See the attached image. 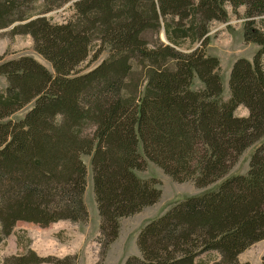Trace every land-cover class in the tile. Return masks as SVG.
I'll return each instance as SVG.
<instances>
[{
  "label": "trees",
  "instance_id": "obj_1",
  "mask_svg": "<svg viewBox=\"0 0 264 264\" xmlns=\"http://www.w3.org/2000/svg\"><path fill=\"white\" fill-rule=\"evenodd\" d=\"M227 3L235 13L247 6L244 38L260 49L253 61H235L225 100L220 60L205 47L212 21L228 20ZM19 4L0 0V28L17 23L13 32L30 34L53 70L27 55L0 58L8 82L0 90V244L16 221H88L83 155H90L99 242L108 246L121 218L161 198L160 181L136 173L149 159L175 182L222 181L148 222L138 236L141 256L125 264H194L207 251L218 253L211 264H249L239 255L264 239V141L245 174L225 177L264 138V31L254 18L264 0H76L64 23ZM92 51L108 56L82 72ZM32 102L24 118H9ZM240 105L247 116L236 115ZM47 260L29 247L1 264Z\"/></svg>",
  "mask_w": 264,
  "mask_h": 264
},
{
  "label": "rangeland",
  "instance_id": "obj_2",
  "mask_svg": "<svg viewBox=\"0 0 264 264\" xmlns=\"http://www.w3.org/2000/svg\"><path fill=\"white\" fill-rule=\"evenodd\" d=\"M75 1L19 0V3H21L19 5L23 8H31L34 11L33 13L40 14L38 16H47L57 23H64L74 16L73 5ZM225 7L228 13V20L226 22L212 21L209 32V44L205 49L208 55L216 56L220 60L223 96L225 100H228L231 96L229 80L235 61L239 58H247L253 61L255 54L260 49V45L254 42H247L244 38V26L248 20L246 17L247 6L245 4L239 6L237 13H235L234 6L231 3H227ZM254 18L257 22L256 26L264 31V14ZM16 24L7 28H0L1 61L27 55L53 70L51 63L34 49L33 38L30 34L13 32L12 29ZM107 56L108 52L105 51L99 58H96L92 51L89 58L82 63L79 69L82 72H86L94 68ZM7 85L6 77L0 76V90H4ZM201 85L198 75L195 74L192 87L198 88ZM33 105V102L30 103L9 118L13 120L24 118ZM235 113L238 116H247L249 110L244 105H240ZM263 141L264 138L248 147L240 155L225 178L236 174H245L249 169L250 160L256 147ZM140 152L143 153L141 144ZM83 160L88 169L87 186L84 194V201L89 213L88 221L60 220L50 222L44 219L33 222L16 221L12 224L15 229L14 233L0 244V264L5 257L25 253L29 247L34 249L39 255L49 258V260L41 264H55L53 262L54 258H64L66 256L72 257V260L76 257L75 264H125L129 257L141 256L138 236L148 222L158 218L174 204L188 197L216 189L222 181H216L204 188L196 187L192 181L175 182L160 166L147 159L144 170L136 171V173L141 178L153 177L159 180V187L162 190L161 198L158 202L145 207L142 211L121 218L118 237L106 246L104 240H101V243L99 242L101 238V220L94 191L91 156L83 155ZM263 256L264 239L243 251L239 255V259L241 262H249V264H261ZM215 257H218L216 251H207L197 257L194 264H211Z\"/></svg>",
  "mask_w": 264,
  "mask_h": 264
}]
</instances>
